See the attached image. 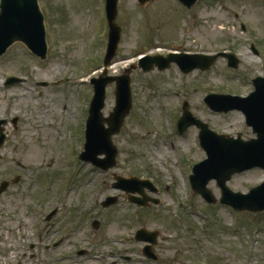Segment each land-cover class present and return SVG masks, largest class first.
<instances>
[{
	"label": "rangeland",
	"instance_id": "374dc122",
	"mask_svg": "<svg viewBox=\"0 0 264 264\" xmlns=\"http://www.w3.org/2000/svg\"><path fill=\"white\" fill-rule=\"evenodd\" d=\"M40 8L48 31L45 59L21 43L0 58V119L10 122V137L0 150V185L10 183L0 196V240L13 242L17 262L264 264V213H235L220 205L215 181L209 189L218 203H206L189 179L194 166L207 159L199 130L192 127L187 136L171 133V121L176 125L188 102L218 134L256 138L242 112L214 113L204 100L210 94L248 97L252 81L264 77V0H201L191 10L177 0H152L145 6L120 0L123 33L110 76H121L140 58L164 49L235 53L241 66L233 70L221 59L205 73L184 75L175 65L165 72L133 71L132 115L114 139L120 156L108 173L79 159L94 96L90 81L102 75L108 49L105 8L100 0H40ZM16 76L22 84L8 87V79ZM114 91L115 85L108 88L105 117L114 110ZM115 175L154 182L160 191L147 193L161 203L145 210L130 203L139 195L113 189ZM263 181L264 171L256 169L234 176L229 187L246 194ZM113 196L120 197V204L103 208ZM54 210L57 215L46 222ZM142 228L160 235L157 262L142 254L144 243L135 241ZM11 229L20 231L22 240L16 233L12 237ZM5 248L0 244V254Z\"/></svg>",
	"mask_w": 264,
	"mask_h": 264
},
{
	"label": "water",
	"instance_id": "95a60500",
	"mask_svg": "<svg viewBox=\"0 0 264 264\" xmlns=\"http://www.w3.org/2000/svg\"><path fill=\"white\" fill-rule=\"evenodd\" d=\"M38 1L3 0L0 16V55L5 53L16 41L24 42L30 49L35 48V45L40 43L46 46L44 17L39 9ZM148 1L141 0L142 4ZM195 1L181 0V2L188 6L192 5ZM110 12L111 35L109 53L106 59L107 66L111 64L112 59L115 57L120 42L121 28L114 23L117 16V0H109ZM219 57L228 58L230 66L235 69L238 68L239 60L234 54H220L215 57L186 56L182 58L177 55H170L167 58L155 57L150 58L151 62L149 65L141 67L145 71H151L157 65L160 69L164 70L172 62H177L185 73H190L197 68L203 70L210 69ZM130 73L131 70L128 71V74ZM114 81H117V107L111 113L110 118L105 119L102 110L105 108L106 87ZM92 82L95 85V97L91 105L90 117L87 124L85 152L81 158L86 162H93L106 171L116 165L118 151L113 144V137L120 133L132 107L131 79L127 75L120 78L93 80ZM255 86L257 88L256 93L247 99L212 95L206 99V102L216 112L228 113L232 110L244 112L249 125L253 126L259 134V140L246 143L241 140L237 141L218 136L210 131L207 125L191 117L187 112L188 105H186L185 115L180 121L179 127L195 124L201 128L202 146L209 155L208 161L196 166L194 169V176L191 177L194 191L207 202L215 203L216 200L207 186L210 181L216 180L223 193L221 204L231 206L239 211L257 213L264 211V184L253 189L249 194L235 193L227 186V182L234 174H240L256 167L264 169V79L260 78L256 80ZM219 101H228V103L222 105L218 104ZM186 120L189 123L186 124ZM99 156H104L106 159L100 160ZM117 180L119 184L116 186L121 188H124V183L139 185V193L141 194H143L142 188L145 185H149V182L137 180L127 181L119 178ZM147 201H140V205H146ZM115 203H117V199H109L105 203V206ZM148 235L151 234L146 231H140L138 232L137 239L155 244L156 235L152 239L147 237ZM150 249L148 248L145 254L149 258H154L149 251Z\"/></svg>",
	"mask_w": 264,
	"mask_h": 264
},
{
	"label": "flooded vegetation",
	"instance_id": "af4514ba",
	"mask_svg": "<svg viewBox=\"0 0 264 264\" xmlns=\"http://www.w3.org/2000/svg\"><path fill=\"white\" fill-rule=\"evenodd\" d=\"M5 256H6V255H4V253H3V254L0 256V259L3 258V257H5Z\"/></svg>",
	"mask_w": 264,
	"mask_h": 264
}]
</instances>
